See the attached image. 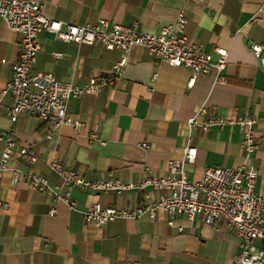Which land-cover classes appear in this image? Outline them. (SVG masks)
<instances>
[{"label": "crops", "instance_id": "crops-1", "mask_svg": "<svg viewBox=\"0 0 264 264\" xmlns=\"http://www.w3.org/2000/svg\"><path fill=\"white\" fill-rule=\"evenodd\" d=\"M40 1L49 18L78 25H95L103 18L109 27L135 25L147 33H156L181 11L187 19L182 34L188 42L201 44L213 59L216 49L227 51L224 80L211 68L189 85L191 70L157 62L146 48L133 45L122 75L112 85L66 100V114L80 118L84 125L75 129L62 124L51 139L45 137L47 124L33 115L22 113L11 124L6 118L10 97L5 95L0 101V130L14 129L11 167L38 171L56 185L60 178L48 165L55 158L86 179L127 181L141 177L145 166L156 174L165 171L170 160L181 158L190 133L197 148L194 162L184 164L190 181L198 180L206 166L246 167L256 171L254 189L264 187V0ZM38 41L36 69L59 81L82 84L106 76L119 57L118 50L98 42H67L45 30ZM252 42L262 46L258 57L250 49ZM18 52V35L0 18V92L12 77ZM201 107L204 113L198 115V122L213 113L227 119L256 118L254 153L245 158L242 131L236 124L189 132L187 120ZM90 132L97 138L89 140ZM142 142L148 147L143 148ZM25 146L39 155L36 163L19 155ZM10 177L8 169L0 179V198L7 203L0 208V264H235L238 238L223 220L211 226L200 215L191 222L181 216L168 225V216L158 209L154 220L144 214L137 220L87 224L82 212L91 202L134 207L142 201V190L73 188L69 206L24 182L11 186ZM256 244L264 248V243Z\"/></svg>", "mask_w": 264, "mask_h": 264}, {"label": "built area", "instance_id": "built-area-1", "mask_svg": "<svg viewBox=\"0 0 264 264\" xmlns=\"http://www.w3.org/2000/svg\"><path fill=\"white\" fill-rule=\"evenodd\" d=\"M0 18L19 38V52L12 64V77L0 92V101L5 95L10 97L6 118L14 124L22 113L35 116L47 124V139H51L53 130L62 124H69L75 129L84 125L80 118L66 114V100L112 85L122 75L127 52L133 45L146 48L157 62L191 70L189 85L197 74H206L211 68L216 70L219 80H224L221 72L226 65L227 51L216 49L217 58L213 59L201 44L188 42L182 34L187 19L181 11L172 22L160 26L156 33L141 32L135 25L113 24L109 27L103 18L95 25L63 22L45 16L40 0H0ZM44 30L67 42H98L106 49L118 50L119 57L106 76L92 77L82 84L56 80L51 73L38 71L35 67L41 50L38 35ZM250 49L258 57L262 46L252 42ZM201 113H204V107L187 120L189 132L197 127L206 131L214 125L236 124L242 131L240 148L245 158L257 149L258 141L253 128L256 118L237 116L227 119L213 113L198 122ZM95 138L96 133L90 132L89 140ZM186 138L181 158L170 160L165 171L156 174L145 166L141 177L127 181L117 177L86 179L78 171L51 158L49 168L60 178L59 184L51 185L38 171H22L10 166L16 145L14 129L10 126L0 130V179L10 169L11 186L24 182L30 189L49 192L54 202L61 201L69 206L73 205V188L113 193L142 190V201L134 207L103 206L98 201L91 202L82 212L84 221L99 226L116 218L137 220L144 214L154 220L158 209L168 216V225L173 224L175 217L181 216L191 222L200 215L203 222L211 226L223 220L238 238L239 252L234 259L235 264H264V248L256 244V241L264 243V187L260 191L254 189L256 171L246 167L206 166L198 180L190 181L184 164L194 162L197 148L192 144L190 133ZM141 146L147 148L148 144L142 142ZM19 155L32 164L39 160L37 152L28 146L21 147ZM6 207V201L0 198V208ZM54 212L55 208H51L50 213Z\"/></svg>", "mask_w": 264, "mask_h": 264}]
</instances>
